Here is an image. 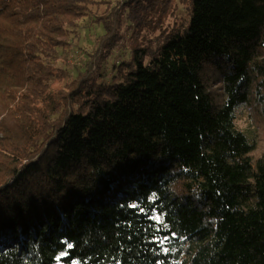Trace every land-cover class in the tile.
<instances>
[{"label":"trees","instance_id":"1","mask_svg":"<svg viewBox=\"0 0 264 264\" xmlns=\"http://www.w3.org/2000/svg\"><path fill=\"white\" fill-rule=\"evenodd\" d=\"M97 2L0 0V264H264V0L102 1L70 77Z\"/></svg>","mask_w":264,"mask_h":264},{"label":"rangeland","instance_id":"2","mask_svg":"<svg viewBox=\"0 0 264 264\" xmlns=\"http://www.w3.org/2000/svg\"><path fill=\"white\" fill-rule=\"evenodd\" d=\"M98 2L91 6L90 16L83 18L80 21L79 27L76 30V35H70L68 41L70 46L62 52L61 48L58 49L60 54H67L68 59L66 63H63L62 58L58 59L56 66L60 69L65 70L69 76H74L79 68H82L84 61L86 60V52L91 48L93 40L96 36L103 33V28L100 24L94 22L92 18L99 15L105 8L106 3L102 1H114L120 2V0H97ZM178 17L186 18L187 6L183 3L178 2ZM124 24L128 23L127 17H123ZM128 34L124 44H119L115 48L110 56L105 61L101 59L97 62L99 75L102 80L111 82V77L114 75V66L126 59L129 55L128 45ZM62 81L58 80L54 85H59ZM218 96V91H216ZM215 94L212 96L213 106L217 108L219 106L218 98ZM250 100V99H249ZM262 106L258 105L257 102L252 98L251 101L240 105L235 110V125L243 131L247 136L254 138L257 143L254 155L257 156L261 153L264 148V116L260 112Z\"/></svg>","mask_w":264,"mask_h":264},{"label":"snow or ice","instance_id":"3","mask_svg":"<svg viewBox=\"0 0 264 264\" xmlns=\"http://www.w3.org/2000/svg\"><path fill=\"white\" fill-rule=\"evenodd\" d=\"M68 247L71 248V245L69 244Z\"/></svg>","mask_w":264,"mask_h":264},{"label":"built area","instance_id":"4","mask_svg":"<svg viewBox=\"0 0 264 264\" xmlns=\"http://www.w3.org/2000/svg\"><path fill=\"white\" fill-rule=\"evenodd\" d=\"M120 1H122V0H120Z\"/></svg>","mask_w":264,"mask_h":264}]
</instances>
